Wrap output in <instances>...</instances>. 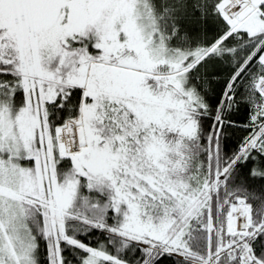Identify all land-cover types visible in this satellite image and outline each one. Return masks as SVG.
<instances>
[{"label": "snow or ice", "instance_id": "1", "mask_svg": "<svg viewBox=\"0 0 264 264\" xmlns=\"http://www.w3.org/2000/svg\"><path fill=\"white\" fill-rule=\"evenodd\" d=\"M0 264H264V0H0Z\"/></svg>", "mask_w": 264, "mask_h": 264}, {"label": "trees", "instance_id": "2", "mask_svg": "<svg viewBox=\"0 0 264 264\" xmlns=\"http://www.w3.org/2000/svg\"><path fill=\"white\" fill-rule=\"evenodd\" d=\"M242 133H237V136L241 135Z\"/></svg>", "mask_w": 264, "mask_h": 264}]
</instances>
